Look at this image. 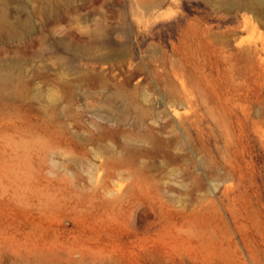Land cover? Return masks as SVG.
Returning <instances> with one entry per match:
<instances>
[{
	"label": "rangeland",
	"instance_id": "1",
	"mask_svg": "<svg viewBox=\"0 0 264 264\" xmlns=\"http://www.w3.org/2000/svg\"><path fill=\"white\" fill-rule=\"evenodd\" d=\"M226 1L0 0V264H264V20Z\"/></svg>",
	"mask_w": 264,
	"mask_h": 264
},
{
	"label": "bare ground",
	"instance_id": "2",
	"mask_svg": "<svg viewBox=\"0 0 264 264\" xmlns=\"http://www.w3.org/2000/svg\"><path fill=\"white\" fill-rule=\"evenodd\" d=\"M208 1H212V0H208ZM166 3L167 0H137V5L145 9L151 21L156 20L158 15L155 16L154 13H157L161 8H163ZM222 5L224 7L227 6L226 8H229L232 11L252 12L256 19L264 20V0H230L228 2L227 1L223 2ZM4 20H6V17L3 14H1L0 23L3 22ZM20 23H21V27L24 30H27L29 28L26 22H20ZM83 51L86 52V50ZM0 77H2L1 79L4 83L11 81V76L9 74L0 75Z\"/></svg>",
	"mask_w": 264,
	"mask_h": 264
}]
</instances>
